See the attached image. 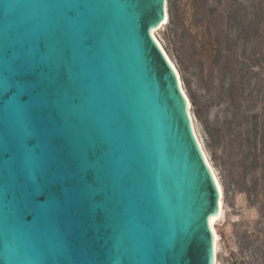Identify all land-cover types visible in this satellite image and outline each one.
Segmentation results:
<instances>
[{"label":"water","instance_id":"obj_1","mask_svg":"<svg viewBox=\"0 0 264 264\" xmlns=\"http://www.w3.org/2000/svg\"><path fill=\"white\" fill-rule=\"evenodd\" d=\"M168 0H0V264H214L220 195L152 36Z\"/></svg>","mask_w":264,"mask_h":264},{"label":"rangeland","instance_id":"obj_2","mask_svg":"<svg viewBox=\"0 0 264 264\" xmlns=\"http://www.w3.org/2000/svg\"><path fill=\"white\" fill-rule=\"evenodd\" d=\"M238 1H243L247 7L242 8V14L249 13L252 0ZM188 4L189 0H168V9L175 6L181 23L186 20ZM230 5H235V1L216 3L210 0L223 40L219 45L207 36L204 73L198 69L195 60L187 57L186 47L168 24L157 30L156 35L180 73L192 105L190 111L196 133L223 187L226 214L217 224L216 264H264L262 179L254 128L256 120L257 131L261 133L264 126V65L249 66L257 63L258 57L264 61V52L258 48L254 56L252 42L247 38L236 44L235 51L239 55L236 66L242 72L238 77L239 90L235 100L230 101L227 94L230 79L223 78L214 66L218 53L225 50V35L236 34L225 19ZM247 189L251 190L250 194Z\"/></svg>","mask_w":264,"mask_h":264},{"label":"trees","instance_id":"obj_3","mask_svg":"<svg viewBox=\"0 0 264 264\" xmlns=\"http://www.w3.org/2000/svg\"><path fill=\"white\" fill-rule=\"evenodd\" d=\"M220 0H215L217 3ZM235 5H230L225 13L226 22L231 29L235 30V35H225L226 40L224 52H219L214 66L218 68V72L223 78L228 77L230 84L227 88V94L230 101L235 100V95L239 83V70L236 66L239 55L235 51L236 44L247 38L252 42V52L257 55L258 48L264 52V0H252L250 12L242 14V8H247L243 1L234 0ZM170 21L168 25L175 32L182 46L187 49V57L195 60L198 69L204 73L206 70V46L208 45L207 36L211 40H215L219 45L222 44L223 37L218 30L216 20L213 17V7L210 6V0H189L186 11L185 21L180 23L179 14L175 6L170 7ZM250 15V17H247ZM214 38V39H213ZM210 42V41H209ZM245 56V53H244ZM261 56V55H260ZM257 63L249 64L251 68L258 65H264L261 57L256 60ZM256 129L255 149H258L260 157L259 168L261 170L262 179V202L261 209L264 211V126L261 133L258 130V121L254 124ZM248 194L251 190L247 189Z\"/></svg>","mask_w":264,"mask_h":264},{"label":"bare ground","instance_id":"obj_4","mask_svg":"<svg viewBox=\"0 0 264 264\" xmlns=\"http://www.w3.org/2000/svg\"><path fill=\"white\" fill-rule=\"evenodd\" d=\"M168 22H169V19H168V14L166 12V18L164 19V22L158 28H156V29H154L152 31V36L155 39V41L157 42V44L160 47V49L162 50L164 56L166 57V59L168 60V62L170 63V65L173 67L174 71L177 74V77L179 79L180 88H181L182 93L184 94V96H185V98L187 100V103H188V110H189V114H190V117H191V120H192V125H193V128H194V132H195L196 138L198 140V143H199V146L201 148V151H202L203 157L205 159V162H206L207 166L209 167V169L211 171V174H212V176H213V178L215 180V183H216L218 191H219L220 201H219L218 213L213 215L212 217H210V227H211V230H212V233H213V237H214V262L213 263L216 264L217 253H218V241H219V233H218V230H217V224H218L219 221H221L225 217V214H226V209H225V204H224V191H223V187H222V185L220 183V180H219V178H218V176H217L212 164L208 160V157H207L206 153L204 152L203 146H202V144H201V142H200V140L198 138V135L196 133V129H195V126H194L192 113L190 111V108H191L192 105L190 103L188 95L186 94V92H185V90L183 88L181 77H180V73H179L176 65L174 64V62L172 61V59L170 58V56L166 52L164 46L162 45V42L160 41V39L156 35V31L159 30L160 28L162 29V27L167 25Z\"/></svg>","mask_w":264,"mask_h":264},{"label":"snow or ice","instance_id":"obj_5","mask_svg":"<svg viewBox=\"0 0 264 264\" xmlns=\"http://www.w3.org/2000/svg\"><path fill=\"white\" fill-rule=\"evenodd\" d=\"M186 244L188 246V249L193 257V262L195 264V261H196V254L198 252V249H199V245H198V242L197 240L195 239V237H188L187 240H186Z\"/></svg>","mask_w":264,"mask_h":264}]
</instances>
